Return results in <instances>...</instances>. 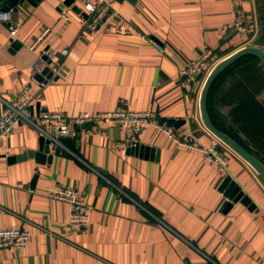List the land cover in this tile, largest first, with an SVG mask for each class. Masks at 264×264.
I'll list each match as a JSON object with an SVG mask.
<instances>
[{
  "label": "crops",
  "instance_id": "crops-1",
  "mask_svg": "<svg viewBox=\"0 0 264 264\" xmlns=\"http://www.w3.org/2000/svg\"><path fill=\"white\" fill-rule=\"evenodd\" d=\"M242 7L251 16L250 33L237 27L221 33L234 20L233 0H116L129 34L95 33L60 0L12 9L19 22L15 37L0 20V117L2 98L16 99L31 86L32 111L74 116L150 109L180 137L207 147L217 141L228 159L225 173L200 150L154 129L138 136L151 150L132 155L128 144L117 147L125 137L119 126L107 124V132L97 134L95 123L89 128L85 122L61 138L67 149L51 151L50 163H10L7 156L39 148L41 134L22 122L0 144V227L29 229L32 237L25 247L0 249V264H264V180L204 125L206 78L187 86L179 78V68L204 48L219 61L245 46L264 48L257 1L242 0ZM46 27L49 34L32 49ZM13 39L22 45L13 46ZM45 55L54 74L41 82L34 66L42 61L44 69ZM229 68L209 93L210 117L264 163V66L246 57ZM172 119L186 122L176 127ZM227 175L254 210L238 202L223 211L227 198L220 186ZM60 184L75 187L92 205L84 229L68 230L70 203L50 195Z\"/></svg>",
  "mask_w": 264,
  "mask_h": 264
},
{
  "label": "built area",
  "instance_id": "built-area-1",
  "mask_svg": "<svg viewBox=\"0 0 264 264\" xmlns=\"http://www.w3.org/2000/svg\"><path fill=\"white\" fill-rule=\"evenodd\" d=\"M235 4L234 20L225 24L221 33L228 28L237 27L244 33H250L253 29L251 16L242 7V0H233ZM70 8V7H68ZM82 24L90 28L93 32L105 33H124L129 34L132 27L126 24L116 8V0H84L81 6ZM62 17L69 20L68 10L62 11ZM0 20L8 24L9 32L12 37L16 36L19 22L12 10L0 12ZM50 28L46 27L31 45L34 49L41 40L48 35ZM156 48L162 50V46L152 40ZM68 50L64 49L63 54ZM217 54L211 48H204L195 58L188 60L179 68V78L184 85L196 81L199 77L206 78L212 68L218 62ZM36 72L40 73L43 69V62L40 61L34 66ZM3 100V111L0 117V144L3 143L12 133L14 128L20 123L25 122L33 126L38 132L50 140V149L55 151L56 147L67 149L62 143L61 138L67 137L72 133L74 124H82L93 121L95 127L92 133H106L103 128L107 124L119 126L125 137L118 144L125 147L129 142L138 141L141 133L152 129L163 132L171 137L176 143L203 152L207 160L214 162L220 171L227 173L228 159L219 151L218 142L214 141L209 147L198 142H192L188 136L180 137L173 126L159 120L155 111L150 109H131L118 108L110 111L91 112L84 111L78 115H67L56 110L32 111L31 105L35 100L33 88L30 86L22 91L16 99ZM53 198L67 201L72 207V218L69 224V231L84 229L88 223L92 212V205L87 202L81 192L67 184L57 185L50 192ZM32 231L18 226L0 227V249L14 246L25 247L29 244Z\"/></svg>",
  "mask_w": 264,
  "mask_h": 264
},
{
  "label": "water",
  "instance_id": "water-1",
  "mask_svg": "<svg viewBox=\"0 0 264 264\" xmlns=\"http://www.w3.org/2000/svg\"><path fill=\"white\" fill-rule=\"evenodd\" d=\"M43 0H0V12L10 11V10H19L20 5L24 3L31 4L32 6L38 5V3ZM62 4L66 7H71L74 11L80 12V4L78 0H60ZM60 9L62 6H59ZM22 44L18 40L13 39V46L20 47ZM246 55H254L256 56L264 66V48L260 46H245L228 57L218 61L215 66L212 68L210 73L207 75L200 99V110L202 120L206 128L214 134L218 139H220L223 143L229 146L233 151L239 154L243 159H245L250 165H252L255 170L259 173V175L264 180V163L256 157L252 152H250L247 148H245L242 144H240L237 140H235L228 133L219 129L212 121L209 110H208V97L211 91V88L216 81V79L221 75L227 68H229L232 64L237 62L239 59ZM60 56V55H59ZM43 58L47 61V66L42 70L41 73L36 75V79L41 82H46L48 79L53 77L54 72L51 70L52 60H49L47 55L43 56ZM56 67V66H54ZM38 105V104H37ZM32 107V106H31ZM171 122L178 127L179 124H184L186 120L184 119H172ZM93 121L86 122V126L89 128L92 127ZM151 150L150 147L145 146L140 141L129 142L127 145V152L132 155L142 156L144 153H148ZM54 154L50 149V140L41 134L39 148L38 149H27L21 154L9 155L7 156V160L10 163L16 161H23L28 158H34L37 162L46 163L51 162ZM37 176L34 178L33 183H35ZM220 190L224 193L227 200L224 203L223 211L226 212L230 210L236 203L242 202L245 205L250 206V209L254 210L256 205L252 202V199L245 193V191L241 188L236 180L232 178V176L227 175L223 180Z\"/></svg>",
  "mask_w": 264,
  "mask_h": 264
},
{
  "label": "trees",
  "instance_id": "trees-1",
  "mask_svg": "<svg viewBox=\"0 0 264 264\" xmlns=\"http://www.w3.org/2000/svg\"><path fill=\"white\" fill-rule=\"evenodd\" d=\"M257 1V12L259 15V22L260 25L264 31V0H256ZM246 57H253V58H257L254 55H246L244 57H242L241 59H239V61H237L236 63H239L242 59L246 58ZM230 71V68L225 70L221 75H219V77L216 79V81L214 82L213 86H215V84H217V82L219 81V79L223 78L225 76V74ZM212 86V87H213ZM212 90V89H211ZM209 110V109H208ZM215 124V123H214ZM216 125V124H215ZM219 129L223 130L224 132H226V130L218 125H216ZM227 133V132H226ZM231 136V135H230Z\"/></svg>",
  "mask_w": 264,
  "mask_h": 264
},
{
  "label": "rangeland",
  "instance_id": "rangeland-1",
  "mask_svg": "<svg viewBox=\"0 0 264 264\" xmlns=\"http://www.w3.org/2000/svg\"><path fill=\"white\" fill-rule=\"evenodd\" d=\"M248 11V10H247ZM251 14H253V12L252 11H249Z\"/></svg>",
  "mask_w": 264,
  "mask_h": 264
}]
</instances>
